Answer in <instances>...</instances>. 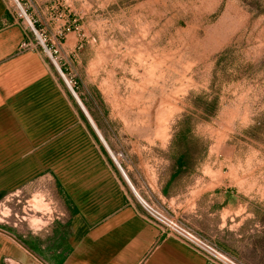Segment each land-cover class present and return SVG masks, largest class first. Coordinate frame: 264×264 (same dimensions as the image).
<instances>
[{
    "label": "rangeland",
    "instance_id": "1",
    "mask_svg": "<svg viewBox=\"0 0 264 264\" xmlns=\"http://www.w3.org/2000/svg\"><path fill=\"white\" fill-rule=\"evenodd\" d=\"M7 5L29 45L21 52L36 54L56 74L81 115L72 87L120 165L132 164L135 186L158 172L169 175L184 153L187 169L177 187L200 178L231 182L241 200L234 210L249 213L243 222L256 245L243 250L244 260L232 255L264 264V0ZM34 190L0 202L1 226L40 232L61 224L62 206L49 188Z\"/></svg>",
    "mask_w": 264,
    "mask_h": 264
},
{
    "label": "crops",
    "instance_id": "2",
    "mask_svg": "<svg viewBox=\"0 0 264 264\" xmlns=\"http://www.w3.org/2000/svg\"><path fill=\"white\" fill-rule=\"evenodd\" d=\"M24 40L0 0V202L45 186L62 206V222L40 232L0 225V264H213L150 223L140 189L240 259L256 248L243 222L249 213L234 210L241 200L228 180L200 178L178 188L173 173L162 171L138 189L132 164H116L84 104L91 122L73 113L56 74L21 52Z\"/></svg>",
    "mask_w": 264,
    "mask_h": 264
},
{
    "label": "built area",
    "instance_id": "3",
    "mask_svg": "<svg viewBox=\"0 0 264 264\" xmlns=\"http://www.w3.org/2000/svg\"><path fill=\"white\" fill-rule=\"evenodd\" d=\"M38 37L45 47L42 38L39 35ZM28 46L27 42L24 41L20 44V50H23ZM45 49L47 48L45 47ZM114 160L121 168L117 159L114 158ZM138 199L150 223L157 226L167 236L177 239L190 249L201 254L209 262L213 264H244L237 257L222 249L214 241L204 236L182 219L176 217L163 206L148 201L141 196H139Z\"/></svg>",
    "mask_w": 264,
    "mask_h": 264
},
{
    "label": "trees",
    "instance_id": "4",
    "mask_svg": "<svg viewBox=\"0 0 264 264\" xmlns=\"http://www.w3.org/2000/svg\"><path fill=\"white\" fill-rule=\"evenodd\" d=\"M211 104L216 105V99H214V101H212ZM204 109H205L204 111H206V113H210L212 115L214 114V111L212 112L208 108H204ZM179 124H181V123H179ZM180 136L183 138L186 135L182 132ZM186 161H187L186 155L184 153L178 154V156L176 157V160L174 161L173 170L171 173H173L172 182L176 186H177V180L179 179L180 174L187 169V162Z\"/></svg>",
    "mask_w": 264,
    "mask_h": 264
},
{
    "label": "water",
    "instance_id": "5",
    "mask_svg": "<svg viewBox=\"0 0 264 264\" xmlns=\"http://www.w3.org/2000/svg\"><path fill=\"white\" fill-rule=\"evenodd\" d=\"M56 67H57L59 73L61 74V76L63 77V79L65 80V82L68 84V82H67V80H66V78H65V76H64V73L62 72L61 68L58 67L57 65H56ZM68 85H69V84H68ZM69 88H70V90H71L73 96L75 97L76 101L78 102V104H79L80 107L82 108L83 112H84L85 115L88 117L89 121L91 122L90 117H89V115L87 114V112L85 111L84 107L82 106V103H81L80 100L78 99V96L76 95V93L74 92V90L72 89V87H71L70 85H69ZM96 131H97V129H96ZM97 133L99 134L98 131H97ZM99 135H100L101 140L103 141V140H104L103 137L101 136V134H99ZM104 143H105V142H104Z\"/></svg>",
    "mask_w": 264,
    "mask_h": 264
},
{
    "label": "bare ground",
    "instance_id": "6",
    "mask_svg": "<svg viewBox=\"0 0 264 264\" xmlns=\"http://www.w3.org/2000/svg\"><path fill=\"white\" fill-rule=\"evenodd\" d=\"M28 22L30 23L29 19H27ZM40 36V35H39ZM41 37V36H40ZM49 55H51V53L49 51H47ZM52 56V55H51ZM65 76V75H64ZM79 99V98H78ZM81 102V101H80ZM83 106V105H82Z\"/></svg>",
    "mask_w": 264,
    "mask_h": 264
}]
</instances>
